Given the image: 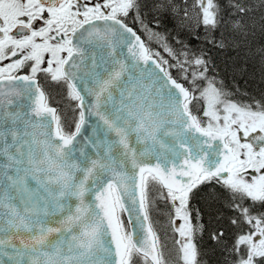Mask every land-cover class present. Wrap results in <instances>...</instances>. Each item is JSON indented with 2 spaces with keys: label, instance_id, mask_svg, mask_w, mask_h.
Segmentation results:
<instances>
[{
  "label": "snow or ice",
  "instance_id": "6c2138e0",
  "mask_svg": "<svg viewBox=\"0 0 264 264\" xmlns=\"http://www.w3.org/2000/svg\"><path fill=\"white\" fill-rule=\"evenodd\" d=\"M229 49L264 73V0H0V264H169L170 233L208 264L202 193L218 264H264V89L217 82Z\"/></svg>",
  "mask_w": 264,
  "mask_h": 264
},
{
  "label": "trees",
  "instance_id": "16d2710c",
  "mask_svg": "<svg viewBox=\"0 0 264 264\" xmlns=\"http://www.w3.org/2000/svg\"><path fill=\"white\" fill-rule=\"evenodd\" d=\"M171 27V25H169ZM182 39H186L191 43H196L192 38L181 35ZM229 51V50H227ZM221 52L219 54L213 53V58L216 63L215 68V74L217 75V82L220 83L223 82V85L226 89H229L233 92H237V90L233 89L232 86V80L236 82V87L239 88L243 93L248 92L255 95H258L261 89H264V83H260L256 81V79H251L250 77H253V74H250V70L252 68H255L254 59L251 61L250 59L245 61L244 63H241V60H238L235 56H232L230 58V55L228 52ZM223 57V59L221 58ZM251 62V63H250ZM231 72H235L236 77L230 78L229 77V69H235ZM261 69V68H259ZM262 71V70H261ZM263 82V81H261ZM238 94H242L241 92H238ZM246 98V97H245ZM194 207L196 209H199L201 216H200V222L205 226V232L203 234V243L202 247L205 252V256L203 257L204 260L208 261V264H218L220 262L221 257L219 255V251L217 250L216 253H213L211 251V245L214 243L209 240L208 233L216 227L217 222V216H218V209L221 208L220 205L214 202L212 198H210L207 194H201L200 196L196 197L195 200L192 202ZM224 212H227V209H223ZM197 239H200V236L198 234ZM172 242V241H171ZM166 255V254H165ZM173 256V255H172ZM216 262V263H215Z\"/></svg>",
  "mask_w": 264,
  "mask_h": 264
},
{
  "label": "rangeland",
  "instance_id": "374dc122",
  "mask_svg": "<svg viewBox=\"0 0 264 264\" xmlns=\"http://www.w3.org/2000/svg\"><path fill=\"white\" fill-rule=\"evenodd\" d=\"M230 55V58L232 56H235L236 53L235 51H233L232 49H229V51H227ZM223 59V57H221ZM238 60H241V63H244V59H238ZM251 61L253 59H250ZM254 61H256V63L254 64L255 65V68H252V70H250V74H253V77H250L251 79H256V81L260 82V83H264V73H262L261 69V64L259 62L258 59H254ZM251 63V62H250ZM232 70H235L236 71V68L235 69H229L228 73L230 74L229 77L231 78H234L236 77V74L235 72H231ZM231 78V79H232ZM263 81V82H261ZM232 86H233V89L234 90H239V92L243 93L239 88H237L236 86V82L232 80ZM167 243L169 245L167 251H166V256L168 257V261H169V264H177V257H176V251H175V247L172 245V242H171V233L169 234V238L167 239ZM173 255V256H172ZM216 263V262H215ZM214 264V263H213Z\"/></svg>",
  "mask_w": 264,
  "mask_h": 264
},
{
  "label": "water",
  "instance_id": "95a60500",
  "mask_svg": "<svg viewBox=\"0 0 264 264\" xmlns=\"http://www.w3.org/2000/svg\"><path fill=\"white\" fill-rule=\"evenodd\" d=\"M85 127H87V125H85ZM84 131V129H82V132ZM89 135L91 134L90 132L88 133ZM0 260H5L6 261V258H2L0 257Z\"/></svg>",
  "mask_w": 264,
  "mask_h": 264
},
{
  "label": "flooded vegetation",
  "instance_id": "af4514ba",
  "mask_svg": "<svg viewBox=\"0 0 264 264\" xmlns=\"http://www.w3.org/2000/svg\"><path fill=\"white\" fill-rule=\"evenodd\" d=\"M52 95H53V96H57V93L53 92Z\"/></svg>",
  "mask_w": 264,
  "mask_h": 264
}]
</instances>
